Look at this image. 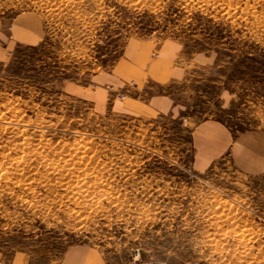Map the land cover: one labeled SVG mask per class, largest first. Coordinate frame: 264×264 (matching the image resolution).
Wrapping results in <instances>:
<instances>
[{
	"label": "rangeland",
	"instance_id": "1",
	"mask_svg": "<svg viewBox=\"0 0 264 264\" xmlns=\"http://www.w3.org/2000/svg\"><path fill=\"white\" fill-rule=\"evenodd\" d=\"M0 34L1 257L264 264V175L199 170L191 143L207 120L264 129V0H0ZM135 40L188 66L172 112L106 108L92 83Z\"/></svg>",
	"mask_w": 264,
	"mask_h": 264
},
{
	"label": "crops",
	"instance_id": "2",
	"mask_svg": "<svg viewBox=\"0 0 264 264\" xmlns=\"http://www.w3.org/2000/svg\"><path fill=\"white\" fill-rule=\"evenodd\" d=\"M34 36V32L16 31ZM9 40L0 34V58L5 56ZM124 55L111 71L93 76L92 83L102 86L107 105L111 109L147 116L172 112L174 98L164 89L173 83L186 80L188 66L182 64L177 46L168 41L157 45L154 41L135 40L127 44ZM94 87L95 91V85ZM86 87L77 86L83 91ZM155 91V92H154ZM113 107V108H112ZM196 167L207 169L217 160L228 159L231 166L246 176L264 175V129H247L233 133L227 126L207 120L197 124L191 133ZM88 248L70 247L64 252L61 264H89ZM0 264H22L19 257Z\"/></svg>",
	"mask_w": 264,
	"mask_h": 264
},
{
	"label": "bare ground",
	"instance_id": "3",
	"mask_svg": "<svg viewBox=\"0 0 264 264\" xmlns=\"http://www.w3.org/2000/svg\"><path fill=\"white\" fill-rule=\"evenodd\" d=\"M78 170H79V169H78ZM80 170H81V169H80ZM66 172H71V171H70V170H68V171L66 170ZM75 173H76V171H75Z\"/></svg>",
	"mask_w": 264,
	"mask_h": 264
}]
</instances>
